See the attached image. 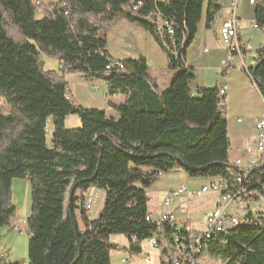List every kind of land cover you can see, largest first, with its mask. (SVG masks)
I'll use <instances>...</instances> for the list:
<instances>
[{
  "label": "trees",
  "instance_id": "1",
  "mask_svg": "<svg viewBox=\"0 0 264 264\" xmlns=\"http://www.w3.org/2000/svg\"><path fill=\"white\" fill-rule=\"evenodd\" d=\"M130 3L57 0L45 4L38 17L37 0H0V97L10 106L9 113L0 111V227L16 218L12 179L28 178L29 264H111L114 249L139 252L141 242L161 227L168 234L174 231L167 221L147 219L148 188L162 173L182 168L194 177L232 181L241 170L229 159L225 95L218 85L193 95L194 69L184 62L205 0H147L140 11ZM220 8L219 0L208 1L207 26ZM153 10L171 21L173 34L157 18H148ZM118 16L150 31L166 52L176 73L163 92H158L145 56L119 59L122 68L113 64L107 30ZM255 18L264 28V0L257 4ZM41 52L59 60L60 72L45 68ZM248 72L264 95V47ZM66 73L104 79L108 96L124 94V102H107L118 116L76 102ZM69 114H78L81 125L67 127ZM241 182L264 191V164L241 175ZM74 185L75 192L91 187L106 191L96 218L74 192L77 229L69 202ZM252 223L205 240L195 254L198 264L202 254L223 264H264V219ZM113 234L125 235L129 245L112 241ZM0 264L19 263L0 252Z\"/></svg>",
  "mask_w": 264,
  "mask_h": 264
},
{
  "label": "crops",
  "instance_id": "2",
  "mask_svg": "<svg viewBox=\"0 0 264 264\" xmlns=\"http://www.w3.org/2000/svg\"><path fill=\"white\" fill-rule=\"evenodd\" d=\"M208 1L205 0L198 32L194 41L185 52L184 62L186 67L194 69V76L190 82L193 95H198L199 88L225 85L228 132L231 139L229 159L234 163L238 158L246 160L248 156L247 148L253 147L254 144L256 121L264 111V95L248 72L249 68L256 64L259 50L264 47V28L255 27L252 22L255 19L256 6L261 0H257V3H251L250 0H219L221 8L215 14V19L210 26L206 25ZM230 16H234L237 19V41L240 49L234 52L233 57L229 58L226 44L219 37L218 27L222 18ZM109 26L113 29L112 40L111 37L109 39L110 35L108 36L107 49L110 54L118 59L145 56L149 73L157 84L158 92L161 93L167 89L176 70L170 67L166 52L154 39L152 33L123 16H118ZM113 42L114 46L112 45ZM57 62L60 66V62L58 60ZM69 74L71 73H66L65 77L70 83L72 98L87 107H92L89 106V102L92 103V101L88 102L85 98L79 99L74 94ZM78 75L81 79L83 78L81 75L85 74L79 73ZM87 78L90 79L89 77ZM95 80L98 81L100 90L105 94V106L100 108L105 109L109 115L118 116L117 111L107 102L111 100L115 103H121L125 101L126 96L121 93L108 96L107 82L101 78H95ZM68 117L72 118L73 116L72 114L66 116L65 124L67 127L80 126V118H72L73 123L70 124ZM52 131L53 122L50 120L47 125L48 139L52 137ZM49 144H52L51 140ZM242 165L245 166L244 163ZM143 168L149 169V167ZM199 177L191 176L182 168H174L162 173L160 178L148 188L151 198L149 213L155 219H160L165 212L170 213L177 218V223L186 224L194 230L204 229L207 214L216 207L220 195L219 192L214 190L195 195L193 192L196 189L207 184L209 180L216 178L203 177L206 179L203 184ZM21 179L27 180L26 178L12 179L14 203L16 202L15 186L17 188L20 186L22 183ZM27 181L30 182L29 179ZM183 184L188 186L190 192H184L176 196L170 204H164L169 193ZM91 191L94 194L91 207L94 209V213L91 211L89 215L91 218H96L103 207L106 191L98 187H91L86 192L78 189L75 195L78 199H81L82 196L87 195ZM121 235L113 234L111 240L123 246H128L129 239L125 235V238H120V242L115 241V238ZM127 252L131 254L138 253V255L136 258L125 255L128 257L123 259L126 258L129 261L126 264H150L147 262L150 253L143 252L142 244L139 252ZM158 258L159 263L160 253Z\"/></svg>",
  "mask_w": 264,
  "mask_h": 264
},
{
  "label": "built area",
  "instance_id": "3",
  "mask_svg": "<svg viewBox=\"0 0 264 264\" xmlns=\"http://www.w3.org/2000/svg\"><path fill=\"white\" fill-rule=\"evenodd\" d=\"M257 3V0H250ZM133 11H140L147 4V0H131ZM235 4V3H234ZM148 18H157L161 26H165L169 33L173 34L171 21L164 18L159 12L153 10ZM253 25L259 27L258 22L253 19ZM219 37L226 44L229 58L234 56V52L240 49L237 36V19L234 16L222 18L218 27ZM113 64L123 67L118 58L113 59ZM110 66H108V69ZM225 85L220 87V95H225ZM70 96V94H69ZM248 156L246 160L238 158L235 164L241 169L232 177L233 180L217 176L209 180L193 193L200 195L208 191L219 192V199L216 207L207 214L206 226L202 230H194L183 223H177V218L170 213H163L160 221H167L174 227V231L168 234L162 227L149 238V241L159 249L160 262L174 261V264H198L195 258V243L197 239L209 232H228V227L234 222H250L264 219V191L250 188L241 182V175H248L249 172L260 163L264 164V111L258 117L255 124V140L253 147L247 148ZM245 164L243 166L242 164ZM184 192H190L188 186L183 184L171 191L166 197L164 204H170L174 198ZM247 195V196H246ZM85 207L90 210L94 200L93 192L83 196ZM80 199V203L83 202ZM256 204L257 207L251 206ZM148 220H154L149 213ZM128 263V259H123ZM132 264V263H131Z\"/></svg>",
  "mask_w": 264,
  "mask_h": 264
},
{
  "label": "rangeland",
  "instance_id": "4",
  "mask_svg": "<svg viewBox=\"0 0 264 264\" xmlns=\"http://www.w3.org/2000/svg\"><path fill=\"white\" fill-rule=\"evenodd\" d=\"M57 0H37L39 8L37 11V16L41 17L44 13V5L51 4ZM111 25V24H110ZM113 29L108 27L107 37H111L112 40ZM114 46V42L112 43ZM41 59L44 61V66L46 69H55L57 72H60V66L58 65L57 59L47 56L44 52H41ZM59 61V60H58ZM79 73L69 74L71 78V88L73 89L74 94L79 98H85L90 105L94 107H103L105 106V94L100 90L98 81L93 79H88L86 75H81L83 78H79ZM78 77V78H76ZM83 101V100H81ZM0 111L3 113H9L10 106L4 98L0 97ZM72 118H80L78 114H72ZM69 123H73V119L68 117ZM80 125H81V119ZM51 138L48 139L50 142ZM28 180V178H26ZM201 183H205L206 179L199 177ZM22 183L17 188L15 186V204L17 206L16 218L11 224H4L0 227V252L3 253L7 258L18 262L19 264H29L28 263V241L29 234L27 232V223L26 219L31 213V185L27 180L21 179ZM251 206L257 207L254 203ZM89 213H94V209L88 210ZM120 238H125L122 234L120 237L115 238V241H121ZM142 249L144 253H150L147 262L150 264H157L159 261V249L154 246L149 239H144L142 242ZM128 255L131 258H136L138 253H129L123 249H114L111 251V264H126L122 261L125 256ZM200 264H223L217 259H213L206 254H202L199 258Z\"/></svg>",
  "mask_w": 264,
  "mask_h": 264
},
{
  "label": "bare ground",
  "instance_id": "5",
  "mask_svg": "<svg viewBox=\"0 0 264 264\" xmlns=\"http://www.w3.org/2000/svg\"><path fill=\"white\" fill-rule=\"evenodd\" d=\"M253 221L250 222H234L231 223V227H228V231L236 228L238 226H244V225H249V224H254L252 223ZM217 232H209L204 234V236H201V238L197 239V243H195V254L199 253L201 251L202 244L205 240H208L211 238L212 235L216 234ZM197 262V261H196ZM164 264H174V261H164Z\"/></svg>",
  "mask_w": 264,
  "mask_h": 264
},
{
  "label": "water",
  "instance_id": "6",
  "mask_svg": "<svg viewBox=\"0 0 264 264\" xmlns=\"http://www.w3.org/2000/svg\"><path fill=\"white\" fill-rule=\"evenodd\" d=\"M181 57H182L181 52H178V54H177V61H178L179 63H181ZM256 66H257V65H256ZM256 66H255V67H256ZM75 188H76V185H74V186L71 188V190H70V193H69V202H70L71 216H72V218H73L74 226H75V228L77 229V227H78V223H77V221H76V219H75V213H74V209H73V194H74V192H75Z\"/></svg>",
  "mask_w": 264,
  "mask_h": 264
}]
</instances>
